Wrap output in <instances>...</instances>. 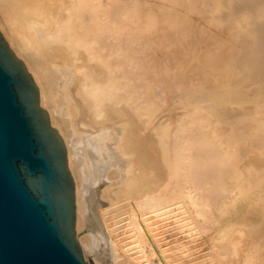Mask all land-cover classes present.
<instances>
[{"label": "bare ground", "instance_id": "6f19581e", "mask_svg": "<svg viewBox=\"0 0 264 264\" xmlns=\"http://www.w3.org/2000/svg\"><path fill=\"white\" fill-rule=\"evenodd\" d=\"M0 32L56 124L87 264H169L148 220L171 211L206 264H264V0H0Z\"/></svg>", "mask_w": 264, "mask_h": 264}, {"label": "water", "instance_id": "95a60500", "mask_svg": "<svg viewBox=\"0 0 264 264\" xmlns=\"http://www.w3.org/2000/svg\"><path fill=\"white\" fill-rule=\"evenodd\" d=\"M55 126L0 32V264H87Z\"/></svg>", "mask_w": 264, "mask_h": 264}, {"label": "rangeland", "instance_id": "374dc122", "mask_svg": "<svg viewBox=\"0 0 264 264\" xmlns=\"http://www.w3.org/2000/svg\"><path fill=\"white\" fill-rule=\"evenodd\" d=\"M147 1H151V0H147ZM165 92L166 91L161 92L160 95H157V99L158 100H155L156 95L152 94V96L154 95L155 98H154V96H153V98L151 96V98H152L151 100H153V103H154L153 104L154 105L153 106V110L154 109L156 110V111L154 110L155 113L152 110L153 113H154L153 114L154 117L152 116V120L155 117L157 118V119L155 118L156 121L153 120L152 122H153V125L154 124L158 125V123L161 122L166 127H167V125H168V127L170 126L169 128H171V130L174 131L173 128L176 126V122L174 123V121H175L176 118H177L176 119V121H177L178 117H180V115L184 112V110H183L184 107H183V105L180 102H178V98L176 96H173V95H176L175 93L171 95V92H169L170 94H167ZM162 94H164V95H162ZM158 96H159V98H158ZM163 97H165L164 101L162 100ZM174 97H176L177 100ZM169 98H171V99H169ZM159 99H161V101L159 102L160 105H158L159 104L158 103ZM156 101H157V104L155 103ZM168 101H169V103H168ZM175 101L178 102V104L176 102V105H178V107H180V109L183 112H181V110H179V108H177V106H175V104H174ZM171 105H172V107H171ZM157 106H158V109H157ZM161 107H162V109H161ZM171 109H173L172 112H170ZM157 110H159V111H157ZM166 111H167V114H165ZM173 118H175V119H173ZM158 119L160 120L159 122L157 121ZM154 122H156V123H154ZM171 130L169 129L168 133H170L172 135L173 132ZM108 186H110V191L108 192V195H109L110 198L114 199L113 204H114V213H115V220H116V223H115L116 231L119 232V236L120 237H127V235H129V230H128L129 229V224H128V218L127 217H128V215L130 213L133 212V210H132L133 209L132 201H135V199H134V197H132V195L131 196L115 198V197H117L116 193L118 191V187L114 184V180L113 179L108 182ZM171 212H173V213H170V212H168L169 214L166 213L165 214L166 216L164 215L165 218L163 216H161V218H159V217H151V218H154V219L149 218V220H148V224L149 225L151 224L148 227L150 229V232H151L150 235L152 234L151 236L156 241V244L160 245L161 249L163 250L164 256H166L167 259L169 260L168 261L169 264H206L205 262H203L201 260L204 258L203 256H206L208 254L207 252L210 249V248H208V247H210L209 246L210 244L208 243L209 240H207V239H209L208 234L201 233V235H200V232H198L195 228L193 230L192 227L191 228L187 227L189 225L186 226V224H185L186 220L180 219V217H177L179 220L176 221L177 218L174 215H177V214L174 211H171ZM170 214H172V215H170ZM177 216H179V215H177ZM180 220H181L182 223L184 221L185 223H183V224H185V225H183L180 222ZM149 221H151V222H149ZM180 223L183 225V228H182V225H180ZM185 226H186L187 230L185 229ZM188 229H189V231H188ZM191 230H192V232H191ZM204 235H205V238H207V237L208 238L205 239ZM127 240H128V238H125L123 240V242L127 241ZM194 244H196L195 247H194ZM184 248H186L187 250L184 249ZM206 249H208V250H206ZM193 250H195L196 252L193 251ZM164 251H165V253H164ZM205 251H206L207 254L205 253ZM200 254H202L203 256L200 255ZM182 255H184L185 258L184 257L183 258L186 261H183ZM153 258L154 257H152V260H153Z\"/></svg>", "mask_w": 264, "mask_h": 264}]
</instances>
